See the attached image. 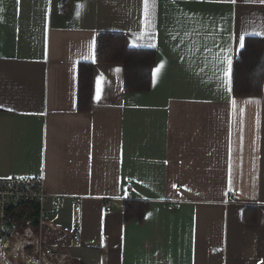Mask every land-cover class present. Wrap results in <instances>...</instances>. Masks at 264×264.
Instances as JSON below:
<instances>
[{
	"label": "crops",
	"instance_id": "obj_1",
	"mask_svg": "<svg viewBox=\"0 0 264 264\" xmlns=\"http://www.w3.org/2000/svg\"><path fill=\"white\" fill-rule=\"evenodd\" d=\"M102 32L155 51L151 86L125 92L123 66L96 63L79 112ZM240 36L264 42L259 0H0V180L43 177L44 245L43 229L67 240L43 262L264 264V84L232 93ZM125 200L148 202L142 222ZM7 239L0 264L36 263L29 229Z\"/></svg>",
	"mask_w": 264,
	"mask_h": 264
},
{
	"label": "trees",
	"instance_id": "obj_2",
	"mask_svg": "<svg viewBox=\"0 0 264 264\" xmlns=\"http://www.w3.org/2000/svg\"><path fill=\"white\" fill-rule=\"evenodd\" d=\"M66 9V4L62 10ZM156 61L153 49H131L125 46L122 33L102 32L96 36L94 59L91 62L80 63L77 75V110L89 112L92 107L93 66L101 64H119L123 66V89L125 92H147L151 86V70ZM264 84V42L261 38L250 37L245 40V46L237 53L232 62L231 91L236 95H260ZM148 202L125 200L122 202L123 221L137 220L142 222L148 211ZM256 220L255 209L245 207L242 221L253 224ZM29 229L34 234L32 247L36 246V235L39 229V206L13 205L0 216V235L10 238L13 232L22 233ZM46 246H63L67 243L62 234L50 233L43 229ZM45 257L55 258V255ZM42 264H60L45 263ZM63 264H81L78 261H68Z\"/></svg>",
	"mask_w": 264,
	"mask_h": 264
},
{
	"label": "built area",
	"instance_id": "obj_3",
	"mask_svg": "<svg viewBox=\"0 0 264 264\" xmlns=\"http://www.w3.org/2000/svg\"><path fill=\"white\" fill-rule=\"evenodd\" d=\"M235 194H231V199L234 200ZM48 195L44 190V179L39 177H13L5 180H0V216H3L5 211L13 205H30L36 204L39 206V229L37 235L36 246L33 249L36 263L42 264V256L56 255L58 251L53 248L46 247L42 239V204L47 200ZM110 205H107L106 211H110ZM7 236L0 235V257L3 258L9 252L7 248ZM12 264H24L17 257H12Z\"/></svg>",
	"mask_w": 264,
	"mask_h": 264
},
{
	"label": "snow or ice",
	"instance_id": "obj_4",
	"mask_svg": "<svg viewBox=\"0 0 264 264\" xmlns=\"http://www.w3.org/2000/svg\"><path fill=\"white\" fill-rule=\"evenodd\" d=\"M229 2H231V3H235L236 2V0H229ZM259 2L260 3H262V4H264V0H259ZM144 3H145V11L147 12V9H148V0H144ZM256 35H260V33H256ZM239 45H240V47L241 48H243L244 46H245V41H244V37L243 36H240L239 37ZM226 61H227V63H228V68L227 69H225V71H224V76L225 77H229V75H230V71H231V61L228 59V57L227 56H225V58H224ZM159 71V68H157L155 71H154V73H153V81L155 82V77H156V72H158ZM228 81L227 80H225V83H227ZM99 92L97 93V96H96V99L97 100H99ZM249 102H251V101H249Z\"/></svg>",
	"mask_w": 264,
	"mask_h": 264
},
{
	"label": "rangeland",
	"instance_id": "obj_5",
	"mask_svg": "<svg viewBox=\"0 0 264 264\" xmlns=\"http://www.w3.org/2000/svg\"><path fill=\"white\" fill-rule=\"evenodd\" d=\"M16 238H21V236L20 237H16ZM4 260H5V257H4Z\"/></svg>",
	"mask_w": 264,
	"mask_h": 264
}]
</instances>
